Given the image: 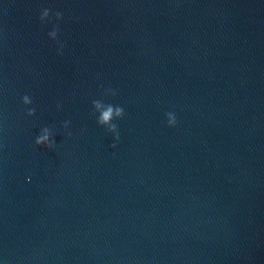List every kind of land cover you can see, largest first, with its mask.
Returning <instances> with one entry per match:
<instances>
[{"label": "water", "instance_id": "water-1", "mask_svg": "<svg viewBox=\"0 0 264 264\" xmlns=\"http://www.w3.org/2000/svg\"><path fill=\"white\" fill-rule=\"evenodd\" d=\"M0 259L264 264V0H0Z\"/></svg>", "mask_w": 264, "mask_h": 264}, {"label": "clouds", "instance_id": "clouds-1", "mask_svg": "<svg viewBox=\"0 0 264 264\" xmlns=\"http://www.w3.org/2000/svg\"><path fill=\"white\" fill-rule=\"evenodd\" d=\"M53 17L57 23H53ZM62 17L63 12L59 10L53 12L51 7L43 5L41 6L38 17L41 24H52V27L47 32V36L58 45L56 49L58 54H62L64 47V44L59 39L60 26L58 22L62 19ZM101 88V98H95L91 101L92 113L95 116L96 123L112 135V147H115L116 143L120 140V130L117 121L124 118L125 107L120 103H113L103 99L105 96L115 97L118 93L117 89L112 87H103V85H101ZM20 102L25 106L23 109L25 117L35 116L37 109L34 106L33 97L29 93L25 92L22 94L20 96ZM56 107L59 109L61 105L57 103ZM164 115L168 126H176L178 119L177 114L174 111H167ZM70 124L71 121L69 120L62 121V127L68 136L72 135V132L69 130ZM56 135L57 132L55 125L41 124L34 135L33 142L37 146L53 149L57 145L55 138ZM26 179L31 180V176L29 175ZM0 264H7V262L0 259Z\"/></svg>", "mask_w": 264, "mask_h": 264}]
</instances>
